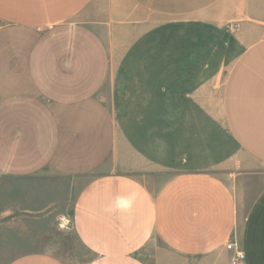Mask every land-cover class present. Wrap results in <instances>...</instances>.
<instances>
[{"label": "crops", "instance_id": "crops-1", "mask_svg": "<svg viewBox=\"0 0 264 264\" xmlns=\"http://www.w3.org/2000/svg\"><path fill=\"white\" fill-rule=\"evenodd\" d=\"M91 1L0 0V175L19 182L12 218L64 219L88 255L81 264H232L229 240L241 264H264V0H97L107 9L90 17ZM168 17L243 29L230 37L239 52L227 54L213 139L200 69L180 75L164 123L117 132L100 100V23L141 35ZM4 264L67 262L33 249Z\"/></svg>", "mask_w": 264, "mask_h": 264}, {"label": "rangeland", "instance_id": "rangeland-1", "mask_svg": "<svg viewBox=\"0 0 264 264\" xmlns=\"http://www.w3.org/2000/svg\"><path fill=\"white\" fill-rule=\"evenodd\" d=\"M106 9V5L92 0L86 13L91 17ZM100 24L109 53V73L100 100L114 118L117 132L137 123L145 124L151 117L164 123V110L179 102L178 87L185 81L180 75L200 69L205 98L210 105L206 110L207 138L213 139L216 131L210 122L213 111L222 102L225 76L232 61L226 59L227 54L235 49L230 37L243 29L239 25L235 30L203 29L202 26L196 29L176 17H168L162 26L157 21L151 31L130 35L126 22L115 25V29L111 24ZM238 52L232 55L237 56ZM193 58L200 61L194 62ZM164 86L172 87L171 94L165 93ZM18 183L0 175V264L33 249L51 252L67 264H81L87 254L80 249L75 233L64 219L46 215L47 218L36 219L28 227L25 222L12 218L11 190Z\"/></svg>", "mask_w": 264, "mask_h": 264}, {"label": "built area", "instance_id": "built-area-1", "mask_svg": "<svg viewBox=\"0 0 264 264\" xmlns=\"http://www.w3.org/2000/svg\"><path fill=\"white\" fill-rule=\"evenodd\" d=\"M226 249L233 250V255L230 258L232 264H241L244 260L245 253L233 240H229L226 244Z\"/></svg>", "mask_w": 264, "mask_h": 264}]
</instances>
